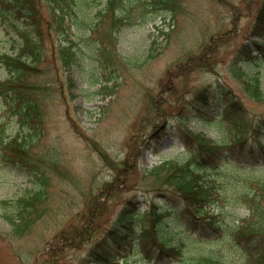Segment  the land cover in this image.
<instances>
[{
  "label": "trees",
  "instance_id": "1",
  "mask_svg": "<svg viewBox=\"0 0 264 264\" xmlns=\"http://www.w3.org/2000/svg\"><path fill=\"white\" fill-rule=\"evenodd\" d=\"M258 1L260 5L251 31L255 37L264 38V0ZM180 6L178 0H0L1 19L9 22L20 38L16 52L0 51V69L7 73L0 79V97L7 109L17 115L22 129L14 134L7 133L5 123L0 122V159L6 165L25 171L38 182V188L16 200L2 201L10 208L11 212H6L5 218L13 227L10 233L0 230L1 238L12 242V239L33 232L50 209L48 186L51 172L56 171L61 176L66 170L65 166H60L56 155L34 148V135L38 137L40 133L46 96L58 90L67 100L63 85H56L60 81L59 71L53 74L50 68H63L73 79V70L83 61L85 47L90 48L94 43V35L113 43L125 26L144 20L151 13H163L164 25L170 24L166 20L167 15L173 17ZM164 25L161 30L166 33ZM100 26H103V31ZM221 35L213 36L219 38ZM46 40L50 42L48 49ZM207 53L208 50L203 51L191 61H197ZM105 55L98 63L107 68L111 52L107 51ZM261 59H264V39L251 38L236 50L230 65L233 75L244 80L247 94L256 101H264L260 79L248 75L243 66L245 62ZM36 74L48 79L31 80ZM111 80L107 79L108 82ZM107 81L105 86L99 82L100 87L112 95L114 86ZM71 83L74 88L76 82H70L72 91ZM231 90L223 82L203 85L178 109L180 114L187 113L182 115V121L170 127L167 118L153 126L148 134L150 138L157 140V137L170 132L185 146L177 156L148 167L143 174L153 179L155 186L152 188L158 197L163 198L146 199L148 208L142 212L139 206L142 200L130 196L105 231L103 239L96 235L102 217L110 209L112 190L120 183H125L128 188L127 175L129 171L137 174V170L134 161L128 158L120 163L115 159L111 161L91 142L101 157L113 165L115 174L100 186V193L96 194L93 187L89 189L78 222L72 221L58 230L56 243H50L42 254L45 255L42 264H62L54 257L65 244L80 248L90 244L83 259L100 264H126L134 250L148 258L151 254L152 261L157 263L180 257V264H223L214 253L184 255L181 250L183 243L172 241L173 233L177 232L172 223L181 228L185 225L187 230L193 227L208 233L220 232L224 237L226 233L229 235L226 229V224H229L233 239L243 250L246 261L264 264V174L258 173L264 169V114L251 113ZM150 100L156 114L161 117L162 111L165 112L162 100ZM213 109L220 111L217 110L212 120L214 115H205ZM188 114H194L203 122L223 126V136L211 139L203 132L189 128L184 123ZM73 123L75 130L83 134ZM176 128L180 132H176ZM180 155L186 157L180 159ZM72 182L79 187L77 180ZM232 205L246 209L248 213L245 216L235 214L232 223L223 221L220 216L230 213L226 208ZM214 207L218 212L212 209ZM135 216H141L148 224L139 230L134 226ZM188 233L185 231L183 239L193 240ZM41 238H46L44 233ZM14 253L20 256L18 248Z\"/></svg>",
  "mask_w": 264,
  "mask_h": 264
},
{
  "label": "rangeland",
  "instance_id": "2",
  "mask_svg": "<svg viewBox=\"0 0 264 264\" xmlns=\"http://www.w3.org/2000/svg\"><path fill=\"white\" fill-rule=\"evenodd\" d=\"M178 1L182 7L180 6L173 17L167 15L166 20L171 22L170 24L164 25L163 13H151L144 20L125 26L118 32L113 43L98 34L94 35V43L90 48L85 47L83 61L73 70V79L63 68H50L53 74L59 71L60 81H57L56 85H63L67 100L62 98L58 90L51 91L46 96L40 133L38 137L34 135V148L56 155L61 162L60 166H65L66 170L61 176L56 171L51 172L48 186L50 209L39 220L33 232L12 239V242L0 237V264H42L45 256L42 254H45L50 243H56L58 230L72 221L78 222L77 218L84 208L87 199L85 194L89 189L93 187L96 194L100 193V186L114 176L113 165L101 157L91 142L103 150L111 161L115 159L120 163L125 158L134 161L137 170V174L129 171V179L126 178L128 188L125 183H120L112 190L114 195L110 199V209L102 217L96 235L103 239L106 237L105 231L113 224L119 209L130 196L142 200L139 203L142 212L148 208L146 199L163 198L158 197L152 188L155 186L153 179L143 174L148 167L177 156L185 146L170 132L157 137V140L150 138L148 134L156 123L164 119L169 118L170 127L182 121V115L187 113L180 114L178 109L197 89L208 83L223 82L232 88L231 91L241 98L251 113L264 114V101L250 98L244 80L234 76L230 70L236 50L253 38L251 28L256 20L259 1ZM163 25L166 33L161 30ZM99 29L103 31V26ZM217 34L222 35L219 38L213 36ZM19 39L12 25L0 19V51L16 52ZM46 43L48 49L49 40H46ZM206 50L207 56L191 61L195 55ZM107 51L111 52V56L110 63L105 68L98 62L100 58H105ZM243 67L248 75L260 79V86L264 91V59L252 63L245 62ZM6 76L5 70L0 69V79ZM39 76L36 74L31 80L48 79ZM69 78L70 82H76L74 88L71 83L72 91ZM110 78L112 80L108 82L107 79ZM106 81L114 86L112 95L106 94V90L100 87L99 82L105 86ZM149 97L162 100L165 112L162 111L161 117L156 114L157 110ZM7 108L0 97V122L5 123L7 133L14 134L22 129L17 115ZM216 112L217 109H214L205 116H215ZM73 121L83 134L75 130ZM184 123L194 131L204 132L209 137L220 138L224 134L222 126L203 122L194 114H188ZM176 132H180L178 128ZM184 157L186 155H180L178 158ZM261 170L258 173L264 174V169ZM73 179L79 182V187L72 182ZM35 188H38V182L30 175L6 165L0 159L1 231L10 233L13 227L5 218V213L10 211V208L4 206L2 201H14ZM212 209L218 212L217 208ZM226 209L230 210V213L220 218L231 223L235 214L245 216L248 213V210L233 205ZM134 219V226L139 230L148 224L141 216H135ZM226 225L229 235L226 233L224 237L220 232L208 233L193 227L187 230L185 225L181 228L172 223V226L177 228V232L172 235V241L183 243L181 250L184 255L214 253L223 264H252L246 261L243 250L236 245L231 226ZM185 231L189 232L188 235L193 240L183 239ZM42 233L46 236L45 239L41 238ZM89 247L90 244H85L82 248L65 244L54 258L60 259L62 264H100L98 261L83 259ZM16 248L19 249V257L14 253ZM37 249L42 250V253ZM131 253L126 259V264L181 262L180 257H173L159 260L157 263L156 260L152 261L151 254L148 258L139 250Z\"/></svg>",
  "mask_w": 264,
  "mask_h": 264
}]
</instances>
